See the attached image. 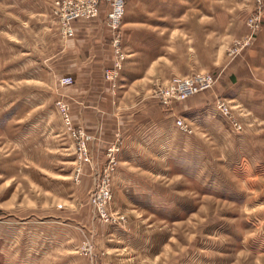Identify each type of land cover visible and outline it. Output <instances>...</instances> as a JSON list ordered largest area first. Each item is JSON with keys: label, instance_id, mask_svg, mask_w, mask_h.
<instances>
[{"label": "rangeland", "instance_id": "1", "mask_svg": "<svg viewBox=\"0 0 264 264\" xmlns=\"http://www.w3.org/2000/svg\"><path fill=\"white\" fill-rule=\"evenodd\" d=\"M51 8L0 0V264H264V113L229 101L240 129L211 106L193 114L203 124L190 132L171 121L155 146L135 142L121 163L115 155L101 202L109 159L82 167L90 156L78 155L77 133H89L73 123V82L60 83L57 58H48L59 25ZM247 30L227 54L251 44L231 51ZM156 78L168 77L153 79L151 95Z\"/></svg>", "mask_w": 264, "mask_h": 264}, {"label": "crops", "instance_id": "2", "mask_svg": "<svg viewBox=\"0 0 264 264\" xmlns=\"http://www.w3.org/2000/svg\"><path fill=\"white\" fill-rule=\"evenodd\" d=\"M152 2L134 6L133 13L125 8L122 43L126 58L115 86L103 75L112 60L109 30L104 22L105 3L101 2L96 17L75 20L73 35L64 36L58 26L56 40L48 37L49 43L56 41L57 46L56 55L48 58H57L59 75L70 74L74 78L69 90L73 123L91 135L90 161L82 163L84 170L101 168L102 158H108L112 145L117 147V163L124 161L123 151L135 142H145L149 148L155 146L171 121L175 124L177 115L190 125L201 124L203 119L193 114L215 109V95L264 113V23L244 51L226 53L230 40L246 30L245 18L254 0ZM53 24L54 21L45 25L51 34ZM195 71L218 74L212 92L202 91L173 101L166 108L151 95L155 77ZM136 103L139 108L134 110ZM116 135L121 137L115 138Z\"/></svg>", "mask_w": 264, "mask_h": 264}, {"label": "built area", "instance_id": "3", "mask_svg": "<svg viewBox=\"0 0 264 264\" xmlns=\"http://www.w3.org/2000/svg\"><path fill=\"white\" fill-rule=\"evenodd\" d=\"M101 2L105 3L106 7L104 22L109 30V42L112 48V60L104 69L103 75L106 80L110 81L111 86H115L120 68L126 58V52L122 43V19L125 13V0H51V13L54 17H57L61 33L68 37L74 33L73 22L75 20L91 19L98 15ZM263 15L264 0H254L253 8L246 18L248 30L242 35L241 39L235 40L236 46L231 51H237L244 45L253 42L262 26ZM217 79L218 74L212 71H195L184 75H172L165 81L156 78L154 87H152V95L161 103L171 104L173 101L187 99L189 96L199 91L211 88ZM59 82L62 84H69L73 82V76L70 74H63L59 77ZM213 102L214 107L220 113L232 119V123L236 129L242 127L241 123L232 116L229 100L220 95H215ZM58 104L59 110H61L65 120H68V105L60 100H58ZM174 121L177 127L182 131H191L190 124L184 117L177 115ZM89 137V134L84 133L80 129L78 130L76 151L82 159L89 160V152L86 145V140ZM116 149L117 147L115 145L108 148L107 153L109 160L103 168V181L94 196L95 199H101V202L105 201L106 198L110 196L108 174L114 167L112 166V162L114 161V151ZM103 212L104 211H101L102 215Z\"/></svg>", "mask_w": 264, "mask_h": 264}]
</instances>
